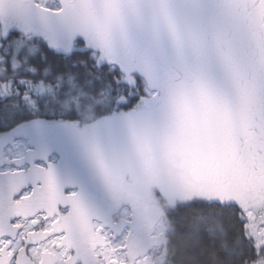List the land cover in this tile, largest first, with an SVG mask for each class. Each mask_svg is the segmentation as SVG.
Instances as JSON below:
<instances>
[{
    "label": "snow or ice",
    "instance_id": "snow-or-ice-1",
    "mask_svg": "<svg viewBox=\"0 0 264 264\" xmlns=\"http://www.w3.org/2000/svg\"><path fill=\"white\" fill-rule=\"evenodd\" d=\"M0 264H264V0H0Z\"/></svg>",
    "mask_w": 264,
    "mask_h": 264
}]
</instances>
